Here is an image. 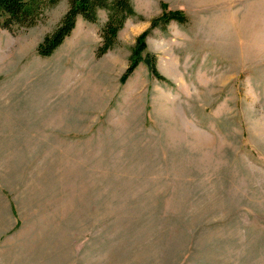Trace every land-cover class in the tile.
<instances>
[{"label":"rangeland","instance_id":"1","mask_svg":"<svg viewBox=\"0 0 264 264\" xmlns=\"http://www.w3.org/2000/svg\"><path fill=\"white\" fill-rule=\"evenodd\" d=\"M131 2L0 26V264H264V0Z\"/></svg>","mask_w":264,"mask_h":264},{"label":"trees","instance_id":"2","mask_svg":"<svg viewBox=\"0 0 264 264\" xmlns=\"http://www.w3.org/2000/svg\"><path fill=\"white\" fill-rule=\"evenodd\" d=\"M61 1L0 0V19L3 18L0 26L3 29H11L12 27L31 28L40 21L46 10L55 7ZM67 2L68 10L57 28L37 48V53L41 57H50L62 45L64 40L74 30L78 19L93 24L97 21L98 12L105 11L107 13V20L101 31V45L97 50V57H101L115 47L117 35L122 30L126 21L136 17L131 0H67ZM184 21L182 16L170 14L159 20L158 26L153 23L151 28H156V26L165 27L171 22L183 24ZM146 35L147 33L143 36L145 37ZM138 59L137 61L136 59L133 61V65L127 70L122 81H125L136 68ZM149 69L155 79L163 81V78L156 70V59L154 57L150 58Z\"/></svg>","mask_w":264,"mask_h":264}]
</instances>
